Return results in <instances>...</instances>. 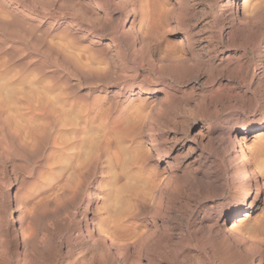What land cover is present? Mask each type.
Wrapping results in <instances>:
<instances>
[{
  "label": "rangeland",
  "instance_id": "rangeland-1",
  "mask_svg": "<svg viewBox=\"0 0 264 264\" xmlns=\"http://www.w3.org/2000/svg\"><path fill=\"white\" fill-rule=\"evenodd\" d=\"M232 2L0 0V264H98L92 214L128 264H264V131L247 182L231 158L264 122V0Z\"/></svg>",
  "mask_w": 264,
  "mask_h": 264
},
{
  "label": "bare ground",
  "instance_id": "bare-ground-1",
  "mask_svg": "<svg viewBox=\"0 0 264 264\" xmlns=\"http://www.w3.org/2000/svg\"><path fill=\"white\" fill-rule=\"evenodd\" d=\"M233 2H232V4L230 5L231 7H233V9L235 10V14L237 15L238 14V10H237V8H236V4H237V0H232ZM241 9H242V16H244V12L246 11L245 9H244V7L243 6H241ZM129 24H131V29L133 30V28H134V25H133V22H132V20L131 21H129ZM136 26V25H135ZM116 33V32H115ZM159 62L161 61L160 59L158 60ZM171 74V73H170ZM174 76H178V75H176V74H174ZM174 80V79H173ZM148 93H147V91H145V90H143V89H141V90H139L138 91V95H147ZM264 121V120H263ZM262 131H264V122L262 123V124H260V125H255V126H253V127H250V128H247V129H243V130H241L238 134H237V136H235V137H233V139H232V146H231V153H232V156H231V158H232V160H233V162H234V166H235V171H236V173H237V176L238 177H240L241 179H242V181L243 180H245L246 182H247V180H249L250 178H251V176L253 177L254 175L253 174H250V172L248 171V168H249V165H250V159L249 158H247V154H246V152H245V142L247 141L246 139L248 138V137H250V135L251 134H256V133H258V132H262ZM255 181H257V180H255ZM255 183V182H254ZM258 183V182H257ZM263 185V184H262ZM151 186V185H150ZM257 186H259L258 184H257ZM257 188V187H256ZM247 208L244 210V212H242L241 214H240V216H238L237 218H234V219H231V226L226 230V231H224V230H222L223 231V233L221 234V237H222V240L223 241H225V242H227V243H231V242H233V241H235V242H244V241H246L247 242V240L243 237V236H241L240 235V233H238V228L240 227L239 225H241L242 226V224H244L245 223V221L248 219V218H250L251 217V215H250V210H251V202H248V204H247V206H246ZM11 213V212H10ZM132 216H134V215H132ZM92 218H91V220H90V229L89 228H87V222L89 223V219H87V217L85 218V221H84V227L82 228V230H85V232L87 233L86 234V239L87 238H90V239H88V240H91L92 238H94L93 239V241H94V244L95 245H97L98 247L97 248H99V263L98 264H128L127 263V260H126V257H124L123 258V256H121L120 255V253H118L119 252V248L117 247V245L115 244V242H114V240H113V238H111V235L112 234H114L115 233V231H114V229H116L115 227L116 226H114L113 224L112 225H108V226H105V227H103V228H100L101 227V225H99L98 224V218H96V216L94 215V214H92V216H91ZM132 218H134V217H132ZM237 219V220H236ZM133 220V219H132ZM106 221V220H105ZM110 221V220H109ZM15 222H18V218L15 220ZM108 223V222H107ZM106 223V224H107ZM113 223V222H112ZM101 224H102V222H101ZM12 226V225H11ZM239 226V227H238ZM13 227H16V225L15 226H13ZM218 228V227H217ZM13 229H15V228H13ZM19 229V228H18ZM11 231V230H10ZM74 232H76V230H74ZM83 232V231H82ZM82 232L81 231H78V233H77V235H79V234H82ZM119 232V234L118 235H121V233H123L122 232V230L120 231H118ZM217 232V231H216ZM220 232V231H219ZM218 232V233H219ZM73 233V232H72ZM84 233V232H83ZM209 233V232H208ZM19 234H20V239H19V241H17V239H16V243H17V245L18 246H22V245H24L25 244V242H27V239H29V238H27V235L24 233V232H22L21 230H20V232H19ZM85 234V233H84ZM133 234V233H132ZM131 234V235H132ZM210 234V233H209ZM208 234V235H209ZM15 235V234H14ZM70 235H72V234H69V237H70ZM75 235V234H74ZM114 235H116V233L114 234ZM124 235V234H123ZM128 235H130V234H128ZM216 235V234H215ZM219 236H220V234H218ZM73 236V235H72ZM83 236H85V235H83ZM126 236H127V234H126ZM217 238H218V236H216ZM18 238V237H17ZM71 238V237H70ZM76 238V237H75ZM221 239V238H220ZM257 239V238H256ZM218 240V239H217ZM135 241V240H134ZM133 243V242H132ZM135 243H136V241H135ZM135 243H134V245H135ZM245 243V242H244ZM91 244V243H90ZM158 244H161V242L160 243H158ZM228 245V244H227ZM71 246V245H70ZM133 246V245H132ZM137 246V245H136ZM156 246V245H155ZM160 246V245H159ZM229 246V245H228ZM95 248H96V246H95ZM245 248V247H244ZM98 250V249H97ZM123 250V249H122ZM248 249H246V251H247ZM129 251V250H128ZM143 251V250H142ZM141 251V252H142ZM141 252H139V253H141ZM145 252V251H144ZM149 253L150 251H146V253ZM224 252V251H223ZM222 252V253H223ZM228 252V251H227ZM137 254L136 256H137V261H135L134 260V264H141L140 263V258L142 259V260H144L146 263H144V264H154V262H155V264H156V261H155V259H154V262L153 261H151V259H150V257L149 258H147V255H140V254ZM143 253V252H142ZM152 253V252H151ZM216 253V252H215ZM68 254V253H67ZM129 254V253H128ZM160 254V253H159ZM158 254V255H159ZM220 254V253H219ZM218 254V255H219ZM228 254H229V252H228ZM141 256V257H138V256ZM150 255V254H149ZM213 255V254H212ZM125 256V255H124ZM135 256V257H136ZM142 256H144V257H142ZM214 256H216V255H214ZM220 256V255H219ZM226 256V255H225ZM158 257V256H157ZM22 258H25V257H22ZM130 258V257H129ZM145 258V259H144ZM156 258V257H155ZM223 257H220V258H218V259H222ZM240 258V257H239ZM128 259V258H127ZM133 259V258H132ZM135 259V258H134ZM159 259V258H158ZM19 260V259H18ZM17 260V261H18ZM22 260H24V259H22ZM129 260V259H128ZM157 260V259H156ZM208 260H209V257H208ZM21 261V260H20ZM20 261L18 262V263H20ZM81 261V260H80ZM80 261H78V262H80ZM26 262H27V260H26ZM83 261H81V263H82ZM96 262V261H95ZM207 262V261H206ZM261 262H262V258H257V259H255L254 260V262L253 263H250V264H261ZM17 263V264H18ZM23 263V262H22ZM81 263H79V264H81ZM158 263V262H157ZM233 263V262H232ZM29 264V263H28ZM75 264V263H74ZM77 264V263H76ZM85 264V263H84ZM87 264V263H86Z\"/></svg>",
  "mask_w": 264,
  "mask_h": 264
}]
</instances>
